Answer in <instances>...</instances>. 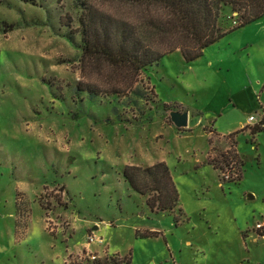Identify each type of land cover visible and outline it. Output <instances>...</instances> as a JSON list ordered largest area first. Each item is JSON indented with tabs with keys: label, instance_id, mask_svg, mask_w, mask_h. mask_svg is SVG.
I'll return each mask as SVG.
<instances>
[{
	"label": "rangeland",
	"instance_id": "1",
	"mask_svg": "<svg viewBox=\"0 0 264 264\" xmlns=\"http://www.w3.org/2000/svg\"><path fill=\"white\" fill-rule=\"evenodd\" d=\"M86 4L140 18L109 0H0V264H264V131L248 123L264 115V17L132 83L83 56ZM113 87L123 92L104 93ZM162 161L180 199L171 212L152 211L123 175ZM90 232L107 258L86 255Z\"/></svg>",
	"mask_w": 264,
	"mask_h": 264
},
{
	"label": "trees",
	"instance_id": "2",
	"mask_svg": "<svg viewBox=\"0 0 264 264\" xmlns=\"http://www.w3.org/2000/svg\"><path fill=\"white\" fill-rule=\"evenodd\" d=\"M35 3L36 0H22ZM132 7L140 12L138 20L107 14L87 5L80 18L83 56L105 62L110 67L126 71L135 83L141 72L160 62L166 55L180 51L186 61L200 58L204 50L234 30L264 17V0H109ZM85 5V3H84ZM237 12L239 23L227 27L228 13ZM134 81V82H133ZM91 96L101 89L86 87ZM121 87L105 94H121ZM264 131V119L252 134ZM237 133L229 135L233 138ZM237 144V140L234 142ZM226 165H240V173L230 181H238L245 164L237 149L231 152ZM229 157V156H228ZM216 169H221L215 160ZM123 175L130 187L148 195L147 204L154 211L171 212L180 203L178 190L166 162L149 166H127Z\"/></svg>",
	"mask_w": 264,
	"mask_h": 264
},
{
	"label": "built area",
	"instance_id": "3",
	"mask_svg": "<svg viewBox=\"0 0 264 264\" xmlns=\"http://www.w3.org/2000/svg\"><path fill=\"white\" fill-rule=\"evenodd\" d=\"M263 116L264 115H261V117H259V113H255L253 115H251L249 118H248V123L250 124H256V123H259L263 120ZM264 225L263 224H259L258 225V228H263ZM102 246L104 248L103 252L102 253H97V251H93L91 248L93 246ZM108 247L106 245V241L103 237L101 236H97L94 232H90L89 235H88V239H87V243H86V246H85V252H86V255L92 260V261H95V260H98V259H101V258H107L108 257V251H107Z\"/></svg>",
	"mask_w": 264,
	"mask_h": 264
},
{
	"label": "water",
	"instance_id": "4",
	"mask_svg": "<svg viewBox=\"0 0 264 264\" xmlns=\"http://www.w3.org/2000/svg\"><path fill=\"white\" fill-rule=\"evenodd\" d=\"M170 116L172 122L177 128L181 129L189 126V111H184V112H181L179 110L171 111Z\"/></svg>",
	"mask_w": 264,
	"mask_h": 264
},
{
	"label": "crops",
	"instance_id": "5",
	"mask_svg": "<svg viewBox=\"0 0 264 264\" xmlns=\"http://www.w3.org/2000/svg\"><path fill=\"white\" fill-rule=\"evenodd\" d=\"M263 91H264V88H263ZM240 264V263H239Z\"/></svg>",
	"mask_w": 264,
	"mask_h": 264
}]
</instances>
